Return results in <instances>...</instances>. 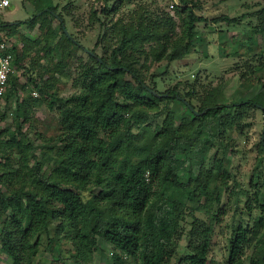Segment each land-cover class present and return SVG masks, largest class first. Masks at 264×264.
Returning <instances> with one entry per match:
<instances>
[{"label": "trees", "instance_id": "obj_1", "mask_svg": "<svg viewBox=\"0 0 264 264\" xmlns=\"http://www.w3.org/2000/svg\"><path fill=\"white\" fill-rule=\"evenodd\" d=\"M138 1L104 0L102 11L109 16L118 10L117 2ZM178 1L175 7L181 21L180 33L172 15L156 14L140 5L129 21H112L111 33L117 45L108 57H99L85 47L68 30L55 7L46 6L25 20L0 21V31L4 33L0 38L12 42L17 66L27 55V50L21 52L13 40L18 29L40 23L41 29L49 27L47 39L55 41L53 20L59 21L60 37L50 50L62 52L70 45L87 53L91 62L81 66L76 79L84 91L56 99L62 133L60 145L53 150L48 147L55 161L49 174L44 171L43 161L32 165L35 144L24 134L22 123H18L19 136L7 140L0 137V184L13 183L8 190L0 188V218L4 219L1 241L10 264H31L39 250L40 235L50 231L53 221L58 224L57 237L69 230L67 237L75 246V264L91 258L98 248V237L143 264H166L175 253V243L182 236L181 222L188 214L194 221L188 232V252L179 264H207L213 229L198 220L195 212L209 208L215 192L213 183L229 175L223 162L218 172L206 163L198 169L176 170V165L200 148L210 150L222 145L221 132L227 127L231 108L251 104L264 113V106L256 98L224 105L208 102L196 112L191 100L179 91L161 94L144 82L133 55H142L145 46L155 44L150 50L155 61L182 59L190 53L197 24L205 20L196 14L199 6L194 0ZM262 12L264 22V9ZM98 15L94 10V19L101 22ZM218 20L237 21L227 16ZM16 80L17 77L11 79L6 99L16 93ZM164 100L180 101L192 119L177 127L175 115L170 113L162 124L154 128L146 125L151 111ZM136 125L143 126L138 138ZM261 146L264 147V133ZM15 151L21 157L22 171L11 168V154ZM29 178L35 180L32 189L28 187ZM252 184L254 201L246 208L249 212L259 208L262 216L252 229L248 225L237 227V235L230 242V264L244 263L251 242L252 264H264V233L260 235L264 227V184L259 183V178ZM169 190L179 191L180 196L169 194ZM118 261L121 262L117 259L115 264Z\"/></svg>", "mask_w": 264, "mask_h": 264}, {"label": "rangeland", "instance_id": "obj_2", "mask_svg": "<svg viewBox=\"0 0 264 264\" xmlns=\"http://www.w3.org/2000/svg\"><path fill=\"white\" fill-rule=\"evenodd\" d=\"M10 1V7L0 8V21L25 20L46 6L55 7L63 15L68 30L99 57H108L117 45L116 36L111 33L112 21H129L140 5L156 14L172 15L177 21V32L181 31V21L176 7L170 9V0H139L132 4L117 2L118 10L109 16L102 11L104 0ZM194 2L199 6L195 9L196 14L205 20L197 24L189 55L175 61H155L150 53L155 44L145 46L142 55H133L134 60L138 61L137 66L144 82L161 94L179 91L191 100L196 112L208 102L224 105L256 98L257 103L264 106V30L261 29L264 23V0ZM94 10L98 11L101 22L94 19ZM224 16L236 18L237 21L218 20ZM52 28L57 39L51 42L47 39V34L50 35L49 27L41 29L40 23L34 27L24 25L18 29L13 40L21 52L27 50V55L18 65L16 93H12L0 108V137L7 140L19 136L18 123H22L24 134L35 144L34 160L31 163L34 165L35 162L43 161L46 174L51 172L55 163L48 147L53 150L60 145L62 133L56 99L80 95L84 91L77 85L76 79L81 66L91 63L87 53L70 45L62 52L50 50L59 41L58 20H53ZM1 34L4 33L0 31ZM36 83L39 87H36ZM189 93L192 95L189 96ZM170 113L175 115L177 127L187 119H192L180 101L164 100L151 111V117L145 124L154 128L162 124ZM229 115L231 117L227 127L221 132L222 145H214L210 150L200 148L190 154L185 162L177 163L175 168L198 169L206 163L218 172L223 165L229 175L226 180L218 177L217 182L213 183L215 192L209 208L195 212L198 220L213 229L207 264H230V242L237 235L235 230L239 225L254 228L262 216L259 208L249 212L246 205L254 201L255 186L252 180L259 178V183L264 184V147L261 146L264 113L260 107L238 104L229 110ZM142 129V125H136L135 134H139ZM213 162L216 164L213 165ZM10 164L11 168L22 171L23 165L17 151L11 154ZM27 183L30 189L35 186L32 178ZM12 186L10 182L0 184V188L5 190ZM168 193L180 196L179 191L169 190ZM263 200L264 186L261 194ZM193 221L194 217L190 214L183 218L182 236L176 241L175 253L166 264H179L180 259L185 258L188 252V232ZM3 223L4 219L0 218V264H10L6 247L1 241ZM57 228V222L53 221L50 231L40 235L39 250L31 264H75V246L67 237L69 230L57 237ZM263 233L264 227L260 235ZM253 249L251 242L243 264H252ZM117 259L121 260L117 264H143L125 256L101 237H98V248L92 252L91 258L81 259L80 262L115 264Z\"/></svg>", "mask_w": 264, "mask_h": 264}, {"label": "built area", "instance_id": "obj_3", "mask_svg": "<svg viewBox=\"0 0 264 264\" xmlns=\"http://www.w3.org/2000/svg\"><path fill=\"white\" fill-rule=\"evenodd\" d=\"M170 9H174L178 0H170ZM11 4L10 0H0V7L4 8ZM3 35V34H1ZM13 44L7 38H0V108L6 101L10 90V81L18 74V66L14 61Z\"/></svg>", "mask_w": 264, "mask_h": 264}]
</instances>
